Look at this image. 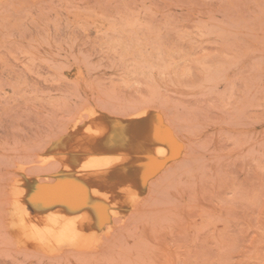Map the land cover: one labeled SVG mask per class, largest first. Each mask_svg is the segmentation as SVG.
<instances>
[{
  "label": "rangeland",
  "instance_id": "1",
  "mask_svg": "<svg viewBox=\"0 0 264 264\" xmlns=\"http://www.w3.org/2000/svg\"><path fill=\"white\" fill-rule=\"evenodd\" d=\"M92 112L158 115L178 156L97 235L29 244L16 186H55ZM0 264H264V0H0Z\"/></svg>",
  "mask_w": 264,
  "mask_h": 264
},
{
  "label": "bare ground",
  "instance_id": "2",
  "mask_svg": "<svg viewBox=\"0 0 264 264\" xmlns=\"http://www.w3.org/2000/svg\"><path fill=\"white\" fill-rule=\"evenodd\" d=\"M171 137L153 113L130 121L90 113L49 152L62 167L53 174L55 186H16L18 234L41 249H52L64 237L78 241L94 234L104 209L127 207V197L153 169L178 156Z\"/></svg>",
  "mask_w": 264,
  "mask_h": 264
}]
</instances>
